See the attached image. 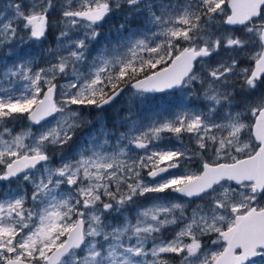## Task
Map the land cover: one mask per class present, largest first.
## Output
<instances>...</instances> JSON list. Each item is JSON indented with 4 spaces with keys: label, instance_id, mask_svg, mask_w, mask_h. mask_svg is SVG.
I'll use <instances>...</instances> for the list:
<instances>
[{
    "label": "snow or ice",
    "instance_id": "snow-or-ice-1",
    "mask_svg": "<svg viewBox=\"0 0 264 264\" xmlns=\"http://www.w3.org/2000/svg\"><path fill=\"white\" fill-rule=\"evenodd\" d=\"M0 264H264V0H0Z\"/></svg>",
    "mask_w": 264,
    "mask_h": 264
}]
</instances>
